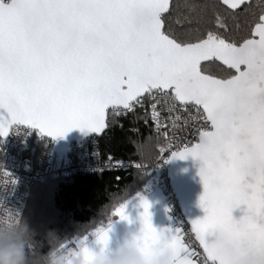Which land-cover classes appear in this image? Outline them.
<instances>
[{
  "label": "snow or ice",
  "instance_id": "1",
  "mask_svg": "<svg viewBox=\"0 0 264 264\" xmlns=\"http://www.w3.org/2000/svg\"><path fill=\"white\" fill-rule=\"evenodd\" d=\"M146 104L156 142L167 135L155 155L202 162L206 215L165 237L141 199L144 264H264V0H0V137L99 136ZM125 207L113 215L128 220ZM95 235L106 247L108 231Z\"/></svg>",
  "mask_w": 264,
  "mask_h": 264
},
{
  "label": "trees",
  "instance_id": "2",
  "mask_svg": "<svg viewBox=\"0 0 264 264\" xmlns=\"http://www.w3.org/2000/svg\"><path fill=\"white\" fill-rule=\"evenodd\" d=\"M137 112L138 116L121 118L97 140L103 156L144 163L147 168L142 172H103L33 183L15 241L0 243V251L8 253L22 245L24 264H59L58 258L75 246L76 239L115 220V208L144 190L148 169L162 146L156 142L146 106ZM149 138L151 143L145 151L151 158L144 159L137 146Z\"/></svg>",
  "mask_w": 264,
  "mask_h": 264
},
{
  "label": "built area",
  "instance_id": "3",
  "mask_svg": "<svg viewBox=\"0 0 264 264\" xmlns=\"http://www.w3.org/2000/svg\"><path fill=\"white\" fill-rule=\"evenodd\" d=\"M146 108L150 127L156 137L151 107L146 104ZM161 117L164 124L169 123L166 111H161ZM170 134L171 129L168 135ZM175 136L185 142L192 139L189 132H176ZM166 138L167 135L161 139L162 145ZM97 139L88 137L81 142L71 143L66 154L60 151L57 141L46 139L39 132L25 127L13 128L6 138L0 140V243L12 244L15 241L28 192L33 183L75 175L139 171L132 166L136 162L130 160L114 159L110 165V156L102 155ZM170 156L171 153L165 152L162 159L158 156L150 165L143 191L158 192L168 204L173 219V230L181 228L190 232L169 184ZM117 160L122 162V167H113ZM165 160L168 162L165 163Z\"/></svg>",
  "mask_w": 264,
  "mask_h": 264
},
{
  "label": "crops",
  "instance_id": "4",
  "mask_svg": "<svg viewBox=\"0 0 264 264\" xmlns=\"http://www.w3.org/2000/svg\"><path fill=\"white\" fill-rule=\"evenodd\" d=\"M147 193V196L137 198L134 202L127 204L125 212L128 220H121L119 217H116L111 224L103 229L108 231V243L106 247L97 244L96 235L94 234L89 239L81 241L79 246L74 247L72 253L66 256L59 264H86L82 252L85 248L93 254L94 258L91 264H100L101 258L106 253L108 255H117L126 248H135L144 264V257L134 244L135 238L141 234L142 229L141 216L143 208L141 206V199L146 200L150 204L151 223L158 232L163 231L165 237L175 232L172 229L173 219L169 213L168 204L163 201L158 192L151 191Z\"/></svg>",
  "mask_w": 264,
  "mask_h": 264
},
{
  "label": "water",
  "instance_id": "5",
  "mask_svg": "<svg viewBox=\"0 0 264 264\" xmlns=\"http://www.w3.org/2000/svg\"><path fill=\"white\" fill-rule=\"evenodd\" d=\"M15 127H25L39 132V134L53 141H57L59 149L63 154H66L71 143H78L88 137L99 138L101 135H97L94 132L87 129L73 128L71 131L64 134L62 137L53 138L40 132L39 129L32 128L27 125H12L9 128V132ZM8 136V135H7ZM0 137V140L6 138ZM168 172L169 184L171 186L174 197L177 200L178 207L181 214L185 218L190 231V222L197 219H203L206 213L200 206V197L203 195V183L199 175V170L202 167V162L198 159L188 157L186 159H171ZM245 215V208L241 205L232 212L234 220H239ZM216 239L215 235L206 237L207 242L212 243Z\"/></svg>",
  "mask_w": 264,
  "mask_h": 264
},
{
  "label": "clouds",
  "instance_id": "6",
  "mask_svg": "<svg viewBox=\"0 0 264 264\" xmlns=\"http://www.w3.org/2000/svg\"><path fill=\"white\" fill-rule=\"evenodd\" d=\"M0 264H24L23 246L10 249L8 253L0 251ZM100 264H143L141 256L135 248H126L117 255L105 254Z\"/></svg>",
  "mask_w": 264,
  "mask_h": 264
},
{
  "label": "rangeland",
  "instance_id": "7",
  "mask_svg": "<svg viewBox=\"0 0 264 264\" xmlns=\"http://www.w3.org/2000/svg\"><path fill=\"white\" fill-rule=\"evenodd\" d=\"M148 195V193L147 192H144V191H141V193L140 194H135V195H133V196H131V198H129L128 200H126L123 204H125V206H127V204H130V203H132V202H134L137 198H141V197H145V196H147ZM126 208V207H125ZM117 216H114L113 215V219H115ZM112 219V220H113ZM112 222V221H111ZM106 226H108V224L106 225ZM105 226V227H106ZM105 227H103L102 229H104ZM98 230H101V229H98ZM97 230V231H98ZM97 231H95L94 233H92L91 235H87V236H84V237H81V238H78V239H76L75 240V246L74 247H76L77 245L79 246V244H80V242L81 241H83V240H87V239H89L91 236H93ZM73 247V248H74ZM73 248L72 249H69L67 252H66V254H64L62 257H60V258H58V263H60L66 256H68L69 254H71L72 253V250H73Z\"/></svg>",
  "mask_w": 264,
  "mask_h": 264
}]
</instances>
